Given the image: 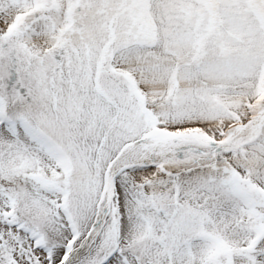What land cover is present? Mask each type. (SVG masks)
Returning <instances> with one entry per match:
<instances>
[{
    "label": "snow or ice",
    "instance_id": "obj_1",
    "mask_svg": "<svg viewBox=\"0 0 264 264\" xmlns=\"http://www.w3.org/2000/svg\"><path fill=\"white\" fill-rule=\"evenodd\" d=\"M0 264H264V0H0Z\"/></svg>",
    "mask_w": 264,
    "mask_h": 264
}]
</instances>
